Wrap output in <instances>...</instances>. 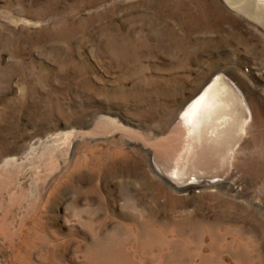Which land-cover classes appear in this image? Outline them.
<instances>
[{
  "label": "rangeland",
  "instance_id": "obj_1",
  "mask_svg": "<svg viewBox=\"0 0 264 264\" xmlns=\"http://www.w3.org/2000/svg\"><path fill=\"white\" fill-rule=\"evenodd\" d=\"M220 70L264 102L263 17L0 0V264H264V128L222 187H171L139 142Z\"/></svg>",
  "mask_w": 264,
  "mask_h": 264
},
{
  "label": "bare ground",
  "instance_id": "obj_2",
  "mask_svg": "<svg viewBox=\"0 0 264 264\" xmlns=\"http://www.w3.org/2000/svg\"><path fill=\"white\" fill-rule=\"evenodd\" d=\"M225 1L237 12L264 18V0ZM236 81L223 70L215 72L183 104L170 137L139 141L154 172L171 187H222L232 177L249 175L247 158L256 132L264 128V102Z\"/></svg>",
  "mask_w": 264,
  "mask_h": 264
}]
</instances>
